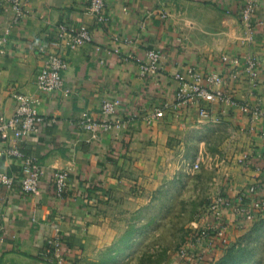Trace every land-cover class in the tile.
<instances>
[{
    "label": "crops",
    "instance_id": "crops-1",
    "mask_svg": "<svg viewBox=\"0 0 264 264\" xmlns=\"http://www.w3.org/2000/svg\"><path fill=\"white\" fill-rule=\"evenodd\" d=\"M243 2L107 0L106 19L99 20L89 0H23L19 21L16 10L4 4L0 37L6 29L9 34L0 41V117L13 115L15 96L23 93L39 98L45 120L22 140L0 141V150L15 145L37 157L42 168L39 194H26L20 187L22 161L0 157V170L14 176L12 187L0 186V264H51L44 240L56 233L66 244L68 264L115 246L132 211L144 212L158 190L165 193L166 167L179 163L175 154L199 149L212 137L220 151L229 146L234 156L220 193L234 198L251 184L264 186V65L256 82L241 74L224 84L238 104L212 101L218 122L199 119L198 104L176 108L173 98L179 86L174 74L189 65L227 75L231 66L221 61L223 54L242 62L264 57V0H256L249 25L241 20ZM61 23L87 26L93 39L74 48L58 43ZM40 48L58 50L67 61L63 89H38L35 74L46 62ZM151 49L160 50V66L143 75L135 57ZM106 98L116 99L124 123L91 138L79 125L81 113L100 117ZM165 102L163 116L148 122L146 115ZM245 105L260 113L245 111ZM241 156L246 165L236 161ZM57 169L69 171L62 198L54 194ZM229 211L230 224L236 219Z\"/></svg>",
    "mask_w": 264,
    "mask_h": 264
},
{
    "label": "built area",
    "instance_id": "built-area-1",
    "mask_svg": "<svg viewBox=\"0 0 264 264\" xmlns=\"http://www.w3.org/2000/svg\"><path fill=\"white\" fill-rule=\"evenodd\" d=\"M107 0H89V10L94 13L99 20L106 19L105 7ZM23 0H0V13L4 4H9L16 10L15 20L23 15ZM256 0H244L240 10L241 20L249 25L251 18L255 13ZM9 34L6 29L1 40H5ZM56 36L58 43L65 44L74 48L84 42H90L93 39L92 33L87 26L79 28L68 27L61 23L57 26ZM41 51L46 53L44 48ZM60 51H48L46 53V62L35 74V81L39 90L44 92H53L64 88V71L68 66L64 56ZM162 54L160 50L151 49L145 54V57H135L140 66L143 75L155 74L160 66ZM221 61L231 66L229 73L221 74L214 70L202 72L194 65L187 66L183 71H177L174 78L179 81V86L174 93V104L176 108L198 104V117L201 120L218 122L219 119L213 115L209 104L214 100L227 101L232 105L238 104L236 99L232 98L223 88L224 84L230 80H236L241 74H245L252 82H256L261 72V66L264 65L262 59L256 56H249L242 62L238 57L223 54ZM68 93V90H65ZM16 106L14 113L9 118L0 117V141L8 138L22 140L29 134L39 130L45 117L38 111L39 98L34 95L18 93L16 94ZM169 106L168 102L160 107L153 109L152 113L146 115L148 122L163 116L164 110ZM245 111H252L254 114L260 113L257 108H251L245 105ZM123 120L118 116V104L114 98H106L100 106V117L94 116L88 111H83L79 119L81 128L90 133L91 138H98L101 133L119 128ZM7 155L22 161V176L20 179L21 190L26 194H39L42 168L34 155L24 153L19 147L8 146L0 150V157ZM197 166V164H195ZM69 171L66 169H57L54 171V194L62 198L67 190ZM14 176L0 170V186L12 187ZM230 210L236 219L241 223L251 222L258 212L264 210V186L251 184L245 189H240L234 198H227L223 194L216 196L210 207L214 218L220 222L221 229L218 232L222 241H225L223 232L227 228L224 222V211ZM204 238L209 236L202 232ZM211 240H205L200 245L211 244ZM192 241L186 242L177 252L178 259L183 264H208L207 257L204 256L202 247L196 249L191 247ZM44 252L46 261L51 264H68L67 247L60 235H49L44 240Z\"/></svg>",
    "mask_w": 264,
    "mask_h": 264
},
{
    "label": "rangeland",
    "instance_id": "rangeland-1",
    "mask_svg": "<svg viewBox=\"0 0 264 264\" xmlns=\"http://www.w3.org/2000/svg\"><path fill=\"white\" fill-rule=\"evenodd\" d=\"M212 138L199 149H186L179 157L175 154L179 163L175 168L166 167L168 177L164 180H168L165 184L164 180L162 182L165 193L160 196L162 190H158L157 196L154 194L152 198L154 205L148 204L144 212L132 211L128 217L130 223L115 246L105 248L81 264H180L174 263L173 256L188 241H192V248L204 249L208 262L220 258L230 246L239 245L251 252L246 264H264V210L251 222L241 225L235 221L229 224V209L224 211L222 219L228 228L230 225L238 228L228 234L226 228L225 241L218 235L221 224L208 208L213 199L222 194L221 180L230 176L227 168L234 156H231L232 150H227L229 146L220 151L218 140L214 144ZM236 161L242 165L249 162L246 156ZM142 194L148 192L144 190ZM202 232L209 237L204 238ZM205 240L212 241L210 246L200 245Z\"/></svg>",
    "mask_w": 264,
    "mask_h": 264
},
{
    "label": "trees",
    "instance_id": "trees-1",
    "mask_svg": "<svg viewBox=\"0 0 264 264\" xmlns=\"http://www.w3.org/2000/svg\"><path fill=\"white\" fill-rule=\"evenodd\" d=\"M250 256V250L240 247L239 245H232L222 253L220 258L208 262V264H246Z\"/></svg>",
    "mask_w": 264,
    "mask_h": 264
}]
</instances>
